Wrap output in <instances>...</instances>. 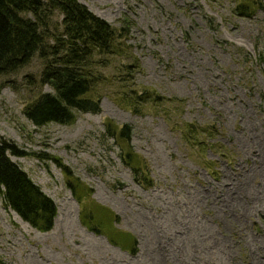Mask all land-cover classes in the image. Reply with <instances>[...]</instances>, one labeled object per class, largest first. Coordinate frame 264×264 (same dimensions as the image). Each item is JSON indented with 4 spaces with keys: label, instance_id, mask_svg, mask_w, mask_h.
I'll return each mask as SVG.
<instances>
[{
    "label": "rangeland",
    "instance_id": "obj_1",
    "mask_svg": "<svg viewBox=\"0 0 264 264\" xmlns=\"http://www.w3.org/2000/svg\"><path fill=\"white\" fill-rule=\"evenodd\" d=\"M79 2L129 32L132 53L104 75L137 59L126 90L157 92L167 117L145 109L134 115L123 105L124 84L115 81L100 114L39 128L25 110L53 93L41 83L44 61L36 56L0 76V137L29 154L12 160L58 206L54 229L41 233L5 208L0 191V258L6 264H264V13L241 18L233 12L237 0ZM109 124L133 127L131 149L116 145ZM194 124L219 130L216 139L201 138L217 153L200 155L184 141L180 128ZM222 149L227 159L218 154ZM130 150L146 169L129 160ZM44 155L59 158L93 194L80 204L62 170L38 158ZM126 162L154 187L138 185ZM207 162L217 164L213 171ZM83 216L96 228L101 223L104 235L85 226ZM132 239L139 242L137 256L130 253Z\"/></svg>",
    "mask_w": 264,
    "mask_h": 264
},
{
    "label": "trees",
    "instance_id": "obj_2",
    "mask_svg": "<svg viewBox=\"0 0 264 264\" xmlns=\"http://www.w3.org/2000/svg\"><path fill=\"white\" fill-rule=\"evenodd\" d=\"M237 3L233 12L241 18L252 19L259 12L264 13V0H237ZM59 17L62 18L61 26L55 25ZM128 33L125 27L117 29L91 13L79 0H0V76L19 71L38 56L45 63L41 83L50 87L54 94L40 95L26 108L25 116L39 128L51 124L73 125L77 114L98 115L102 112L104 92L115 81L124 84L121 89L125 90L129 89L127 82L134 81L133 77L139 70L137 59L135 62H121L117 69L114 68L119 74L104 75V71L109 70L117 59L127 58L132 53L127 45ZM131 76L132 81L127 78ZM120 94L126 100L123 105L136 116H141L145 109L148 114L154 111L161 117H167L163 114L167 102L155 91L130 89ZM180 131L184 141L200 155L209 149L215 153L219 150L201 140L203 134L214 139L219 136L214 125L206 128L194 124L187 130L182 127ZM107 134L116 145L123 141L131 149L132 126L124 125L119 129L109 124ZM132 151L128 155L129 160L139 165L141 171L146 169ZM218 154L225 159L228 157L223 149ZM13 157L21 159L29 157V154L0 137V191L5 208L16 213L33 229L50 233L58 217V206L12 161ZM38 158L52 162L62 170L69 189L80 204L82 197L86 199L93 194V190L86 189L59 158L48 155ZM126 164L135 172L138 185L144 189L154 187L149 176H136L140 168H135L131 162ZM216 166L214 162L205 164L209 171ZM108 213L113 215L110 211ZM114 219L120 221L117 216ZM83 224L96 235H104L98 227L101 223H97L96 228L87 216H83ZM110 240L119 246L116 237ZM139 252L138 240L132 239L131 255L137 256ZM0 264L6 262L0 258Z\"/></svg>",
    "mask_w": 264,
    "mask_h": 264
}]
</instances>
